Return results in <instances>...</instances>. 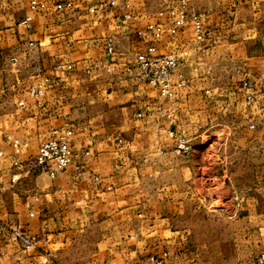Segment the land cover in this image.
I'll return each instance as SVG.
<instances>
[{
    "label": "crops",
    "instance_id": "1",
    "mask_svg": "<svg viewBox=\"0 0 264 264\" xmlns=\"http://www.w3.org/2000/svg\"><path fill=\"white\" fill-rule=\"evenodd\" d=\"M30 1L0 0V264H216L206 259L225 254L206 243L223 233L212 225L230 228L226 257L263 251L264 212L234 218V152L199 147L254 132L248 143L264 148V113L242 86L264 69V0H189L204 14L201 41L190 22L169 31L181 0H43L35 10ZM153 46L175 54L188 80L172 95L139 76L137 56ZM68 127L71 163L52 165L54 176L34 167L40 143ZM226 179L233 214L204 225L199 189ZM254 194L248 185L236 205L253 210ZM17 233L38 241L27 247Z\"/></svg>",
    "mask_w": 264,
    "mask_h": 264
},
{
    "label": "built area",
    "instance_id": "2",
    "mask_svg": "<svg viewBox=\"0 0 264 264\" xmlns=\"http://www.w3.org/2000/svg\"><path fill=\"white\" fill-rule=\"evenodd\" d=\"M3 3L8 0H1ZM114 4V2H112ZM189 0H181L180 7L170 8V16L172 18V25L169 31L172 35L177 33L179 27L184 26L190 22L193 24L194 32L197 40L201 41L207 35V31L204 25V14L201 12H191L188 10ZM67 6H71L72 3L68 2ZM30 6L32 9H45L47 4L43 0H31ZM64 7L63 3H58L57 8ZM163 14V13H162ZM29 19H25L24 23H27ZM147 29L155 36L160 38L164 31V26L161 23H150ZM140 33H143L140 31ZM108 52H114V45L112 42L108 44ZM156 47H150L148 53H142L137 56L136 67L139 70V76L145 79L149 84L158 88L163 95H172V87L177 86L182 88L188 84L187 78L178 71L180 66L179 58L173 53L157 54ZM72 68V65H69ZM242 86L246 91V101L248 103H259L262 112L264 113V69L259 74L258 78H246L242 81ZM32 93L35 95L41 94L42 90L38 88H32ZM139 116H143V113H139ZM250 128H254L255 124L250 123ZM171 134L174 135L173 131ZM74 131L72 128H66L59 133L58 136L52 137L40 143L37 153L32 158L34 167L40 170H47L52 176L55 175V171L52 169V165L58 169H65L72 161L73 148L72 138ZM13 146L17 152L21 150V144L18 139L13 141ZM177 148L188 152L191 150V146L188 142L180 138L177 141ZM0 154H2L0 152ZM80 172V170H79ZM17 177H13L15 182ZM18 237L22 239L27 247L32 246L38 241L35 237H26L17 233ZM167 256V253H165ZM156 264H164V258L153 257ZM133 264H141L140 262H134ZM250 264H264V250L261 251Z\"/></svg>",
    "mask_w": 264,
    "mask_h": 264
},
{
    "label": "rangeland",
    "instance_id": "3",
    "mask_svg": "<svg viewBox=\"0 0 264 264\" xmlns=\"http://www.w3.org/2000/svg\"><path fill=\"white\" fill-rule=\"evenodd\" d=\"M249 127V126H248ZM250 128V127H249ZM252 129V128H250ZM254 134L248 132L241 136L234 135V144L229 142L227 146H212V143L207 142L202 147H199L200 150L206 151L210 154L213 153H226L230 154L234 152V218H242L247 215V212H254V217L259 219L261 217L262 212H264V161L262 160V146L259 144L253 143L249 144V140H251V135ZM248 137V141L244 142L242 138ZM231 143V144H230ZM230 166L231 163L229 162ZM208 173H211V170H208ZM231 181L226 179V181L219 186L217 191L212 189L215 183L213 181L208 180L204 185L212 191H208L204 187L199 189L200 194V204L196 206L197 211H195V215L197 220H202L204 225L206 221L212 222L214 220L230 218L233 214V208L231 205L227 206L226 201L229 199L231 194L226 192L227 186H230ZM253 186L255 191V197L260 200V204H256L253 210H247L242 208L241 206H237L236 202H240L243 200V197L246 196V188L247 186ZM223 187V191L220 187ZM205 229V228H204ZM209 229V228H208ZM230 228H225L224 225L221 227H216L212 225L211 232L217 230L222 234V241L218 242H205L206 247L210 249L214 248H222V252L225 254L224 257L221 258H207V261H211L216 264H250V262L256 257L251 258H240L234 259L228 255H230L231 250H234V243L230 242ZM221 230V231H220ZM216 232V231H215ZM228 239V240H225ZM256 240H259L256 238ZM257 243V241H256ZM261 241L258 245H261ZM245 244V243H244ZM256 253L261 249L257 247L256 244ZM255 254V253H254Z\"/></svg>",
    "mask_w": 264,
    "mask_h": 264
}]
</instances>
